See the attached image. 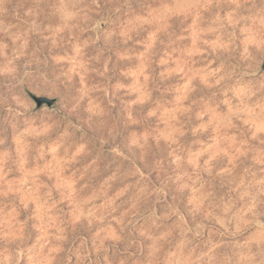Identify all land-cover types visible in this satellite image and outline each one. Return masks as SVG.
<instances>
[{"label": "rangeland", "instance_id": "rangeland-1", "mask_svg": "<svg viewBox=\"0 0 264 264\" xmlns=\"http://www.w3.org/2000/svg\"><path fill=\"white\" fill-rule=\"evenodd\" d=\"M263 62L264 0H0V264H264Z\"/></svg>", "mask_w": 264, "mask_h": 264}, {"label": "water", "instance_id": "water-1", "mask_svg": "<svg viewBox=\"0 0 264 264\" xmlns=\"http://www.w3.org/2000/svg\"><path fill=\"white\" fill-rule=\"evenodd\" d=\"M264 70V62L262 63V65L260 66V68L258 69V72ZM28 97L34 102L35 104V109H40L42 106H46V107H51L54 102L55 99L52 98H48L45 96H38L36 94H33L29 91H26Z\"/></svg>", "mask_w": 264, "mask_h": 264}]
</instances>
